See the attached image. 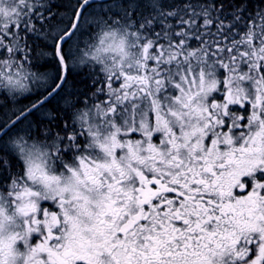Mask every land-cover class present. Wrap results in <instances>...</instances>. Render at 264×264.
Here are the masks:
<instances>
[{
  "label": "snow or ice",
  "instance_id": "6c2138e0",
  "mask_svg": "<svg viewBox=\"0 0 264 264\" xmlns=\"http://www.w3.org/2000/svg\"><path fill=\"white\" fill-rule=\"evenodd\" d=\"M0 86V264H264V0H0Z\"/></svg>",
  "mask_w": 264,
  "mask_h": 264
},
{
  "label": "trees",
  "instance_id": "16d2710c",
  "mask_svg": "<svg viewBox=\"0 0 264 264\" xmlns=\"http://www.w3.org/2000/svg\"><path fill=\"white\" fill-rule=\"evenodd\" d=\"M61 11H63L64 9L61 8ZM88 65H86L84 67L83 70H79V72H74L73 71V75L70 77L69 79V85L71 86L72 84H77L80 85L81 81L78 80V78H86L87 74L90 72H94L96 71V67H92V65H90V67H87ZM38 70L39 72H44V71H52V63L47 60H40L35 62V66L30 68V71L34 72ZM29 87H32L31 83L29 84ZM6 91V90H5ZM0 94L3 95H8V92H4L2 89H0ZM18 99L23 103V104H28L31 102L32 99H34V95L32 93H23L21 94Z\"/></svg>",
  "mask_w": 264,
  "mask_h": 264
},
{
  "label": "rangeland",
  "instance_id": "374dc122",
  "mask_svg": "<svg viewBox=\"0 0 264 264\" xmlns=\"http://www.w3.org/2000/svg\"><path fill=\"white\" fill-rule=\"evenodd\" d=\"M83 39L87 40V39H88V35L86 34L85 37H84ZM80 47H81V48L84 47L83 43L80 44ZM84 67H85V65H79V64H77V65L74 66L73 71H74V72H79V70H83ZM87 67H90V65H88ZM92 67H94V66H92ZM34 72L40 74V73H48V72H51V71L39 72L38 70H36V71H34ZM1 88H2V90H3L4 92L7 91V89L3 88L2 86H0V89H1ZM5 90H6V91H5ZM7 92H8V91H7Z\"/></svg>",
  "mask_w": 264,
  "mask_h": 264
},
{
  "label": "flooded vegetation",
  "instance_id": "af4514ba",
  "mask_svg": "<svg viewBox=\"0 0 264 264\" xmlns=\"http://www.w3.org/2000/svg\"><path fill=\"white\" fill-rule=\"evenodd\" d=\"M78 80L82 81V80H84V78H80V77H79Z\"/></svg>",
  "mask_w": 264,
  "mask_h": 264
},
{
  "label": "bare ground",
  "instance_id": "6f19581e",
  "mask_svg": "<svg viewBox=\"0 0 264 264\" xmlns=\"http://www.w3.org/2000/svg\"><path fill=\"white\" fill-rule=\"evenodd\" d=\"M2 89V88H1Z\"/></svg>",
  "mask_w": 264,
  "mask_h": 264
}]
</instances>
